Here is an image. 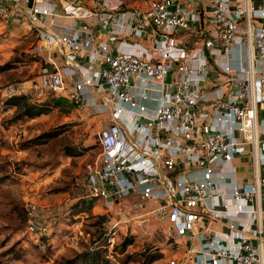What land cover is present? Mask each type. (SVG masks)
Masks as SVG:
<instances>
[{"label": "built area", "instance_id": "built-area-1", "mask_svg": "<svg viewBox=\"0 0 264 264\" xmlns=\"http://www.w3.org/2000/svg\"><path fill=\"white\" fill-rule=\"evenodd\" d=\"M53 1L83 21L84 31L46 29L47 18L57 16L35 0L30 7V0H0V29L16 10L67 58L65 70L42 66L32 82L1 85L0 100L48 91L83 109L86 90L99 86L104 101L93 113L107 117L101 151L86 166L90 194L110 211L117 204L127 214L152 207L172 245L168 264H264V0H146L132 7L95 0L91 8ZM121 34L149 36L151 47L117 49ZM83 51L90 64L70 66ZM82 68L88 75L73 80ZM150 99L157 103L152 116ZM7 131L11 141L24 133ZM62 210L26 206L30 235L41 247L52 231L36 216ZM80 225L72 222L75 230Z\"/></svg>", "mask_w": 264, "mask_h": 264}, {"label": "rangeland", "instance_id": "rangeland-1", "mask_svg": "<svg viewBox=\"0 0 264 264\" xmlns=\"http://www.w3.org/2000/svg\"><path fill=\"white\" fill-rule=\"evenodd\" d=\"M144 1L127 0V3L135 5ZM10 29L4 33L0 30V64L15 57L29 58L31 54H37L33 51L37 42L35 35L21 38L23 33L11 32ZM185 38L188 42L194 39L190 34ZM35 63L38 64L29 75L31 79L42 65L39 61L24 65L33 66ZM11 75L13 78L9 80L0 75V86L11 81L28 80L16 78L17 73ZM51 94L45 91L42 97L45 99ZM8 116L10 113L6 118ZM106 117L103 113L92 112L89 115L83 108L68 114L54 110L49 115L8 125H3L0 119V264H57L86 247L96 245L94 240L104 232L108 234L101 244L107 246V257L112 264H124L126 256L147 248L163 254L153 264H168L173 254L172 245L166 239L161 224L149 213L152 207L129 209L130 214H127L126 207L117 204L110 211L90 194L86 166L101 151L100 132L104 126L102 120ZM9 126L23 128L24 133L11 141L8 139ZM52 129H59L62 134L44 145L22 147L24 141ZM68 145L88 150L83 156L69 157L63 149ZM28 180H33L36 185L28 186ZM30 203L37 206L63 205L61 213H39L35 218V222L52 231L50 236L42 237L44 247L29 232L26 206ZM90 214L108 217L103 230L93 226L95 220L89 218ZM75 220L81 223L77 230L72 227ZM115 222H119L114 229L116 233L113 230ZM128 236L133 242L125 253H120L116 247Z\"/></svg>", "mask_w": 264, "mask_h": 264}, {"label": "trees", "instance_id": "trees-1", "mask_svg": "<svg viewBox=\"0 0 264 264\" xmlns=\"http://www.w3.org/2000/svg\"><path fill=\"white\" fill-rule=\"evenodd\" d=\"M31 55L32 56H29V58L26 56L15 57L4 64H0V73L4 74L11 69L27 65L29 62L33 61H39L43 66L45 65L39 55ZM43 94L44 92H40L37 94L13 96L6 99L5 101L0 100V106L2 107L0 108V113L2 114L1 123L3 125H8L9 123L33 120L43 115H49L54 110H59L68 114L77 109V105L64 95L52 92L51 96H48L44 99L42 97ZM9 113L10 116L6 118ZM61 134L62 131L59 129L47 130L35 136L34 138L24 141L22 147L29 148L32 146L44 145L54 139H57ZM63 149L64 153L69 157L83 156L88 150V148L79 149L69 145L63 147ZM91 205L92 204H90V206ZM90 206L87 207L89 211ZM89 218L95 220L93 222V226L97 227L98 230H103V224L108 220L106 215L90 214ZM107 234L108 233L104 232L102 236L100 235L97 240H94L96 245L86 247L84 250L77 252L74 256L70 258H64L62 262L57 264H112L110 259L107 257V246L105 244H101ZM132 242V237L128 236L125 238L122 244L116 247V250H119L120 253H125ZM162 257L163 254L161 252L147 248L141 252H136L126 256L124 264H129L131 262H134L135 264H153Z\"/></svg>", "mask_w": 264, "mask_h": 264}, {"label": "crops", "instance_id": "crops-1", "mask_svg": "<svg viewBox=\"0 0 264 264\" xmlns=\"http://www.w3.org/2000/svg\"><path fill=\"white\" fill-rule=\"evenodd\" d=\"M79 4L85 5L88 8L93 7L94 1L95 0H76ZM35 3H39L41 6L44 7H50L53 11L54 14L57 16L55 18L53 17H48L46 20V29L57 32V33H62V32H69V33H78L84 31V23L81 20H78L74 17H68L63 15L62 13V8L61 5L58 1H53V0H35ZM125 3L128 7L136 6L131 5L127 3V0H125ZM33 4V3H32ZM30 7V4H29ZM52 24H55L52 26ZM52 26V27H51ZM12 27V29H10ZM11 30V32H18V33H23L22 37L26 38H32L35 37L37 38V42L35 47L33 48V51L37 53L42 58V61L44 62V66H47L51 69H58V70H65L67 68V58L64 54V50L56 47L50 49L48 46H46L45 42L41 41L40 39V31L38 27L33 26L28 22V19L25 15L16 12V10H13L11 13V17L8 19V21L3 25V27L0 29L1 32H6L8 30ZM150 35L157 36L154 32H151ZM105 38L106 34L105 32L101 33V38ZM150 37L147 36L146 38H138L135 39L133 37H130L125 34H121L119 36L118 42L115 44V48L117 49H124V50H129V51H137V50H143L144 48H150ZM39 47L40 49L36 51L35 48ZM90 56L86 51H83L80 54V57L73 62L70 63V66L74 67L76 63L83 64L84 66H87L90 64ZM38 63H35V65H29V66H20L14 69L9 70L8 72L0 75L4 76V80H9L13 78L14 73H17V77H20L21 79H28V80H23L24 82H32L36 76L31 79L29 78V75H31V71L35 70V67L37 66ZM42 65V64H41ZM43 66V65H42ZM88 75V71H86L84 68L81 70L76 69V73L73 75V80L79 79L80 76H85ZM73 87V84L71 83L70 88ZM105 92L103 91L102 88H99V86H91L88 88L84 94L83 101L85 103L84 109L89 112V115L94 112L95 109L101 107L103 105V96ZM146 105L148 106V109L146 111V115L152 116L154 114V110L156 108V101L153 99H150L146 101ZM105 114V113H104ZM107 115V114H106ZM2 118V114L0 113V119Z\"/></svg>", "mask_w": 264, "mask_h": 264}, {"label": "water", "instance_id": "water-1", "mask_svg": "<svg viewBox=\"0 0 264 264\" xmlns=\"http://www.w3.org/2000/svg\"><path fill=\"white\" fill-rule=\"evenodd\" d=\"M32 3H33V0H30V6L32 5ZM171 74H172L171 71L167 73V77H166V81L167 82H170V80H171Z\"/></svg>", "mask_w": 264, "mask_h": 264}]
</instances>
